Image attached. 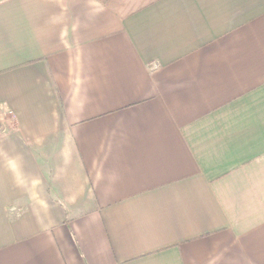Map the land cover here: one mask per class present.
<instances>
[{
    "label": "crops",
    "instance_id": "obj_1",
    "mask_svg": "<svg viewBox=\"0 0 264 264\" xmlns=\"http://www.w3.org/2000/svg\"><path fill=\"white\" fill-rule=\"evenodd\" d=\"M0 264H264V0H0Z\"/></svg>",
    "mask_w": 264,
    "mask_h": 264
},
{
    "label": "built area",
    "instance_id": "obj_2",
    "mask_svg": "<svg viewBox=\"0 0 264 264\" xmlns=\"http://www.w3.org/2000/svg\"><path fill=\"white\" fill-rule=\"evenodd\" d=\"M10 112H8V114H9Z\"/></svg>",
    "mask_w": 264,
    "mask_h": 264
}]
</instances>
